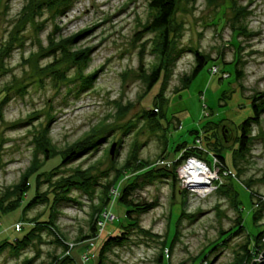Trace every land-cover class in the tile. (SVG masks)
Returning a JSON list of instances; mask_svg holds the SVG:
<instances>
[{"label": "rangeland", "instance_id": "1", "mask_svg": "<svg viewBox=\"0 0 264 264\" xmlns=\"http://www.w3.org/2000/svg\"><path fill=\"white\" fill-rule=\"evenodd\" d=\"M52 1L48 7L42 0H0V96L7 92L9 97L0 117V202L2 206L14 202L24 184L28 191L23 205L34 194L40 198L1 216L0 264H20L26 258L31 264H82L84 252L89 254L84 264H97L104 240L119 232L120 223L126 224L125 210L113 199L109 207L116 219L106 223L93 241H79L89 232L97 206H103L102 184L118 174L130 153L171 167L182 144L206 150L204 132L211 147L225 155L233 184L212 160L205 161L210 171L205 188L188 184L193 176L184 174L185 160L175 168L173 187L170 176L152 180L141 176L134 197L157 205L139 214L138 227L146 230L144 234L132 229L127 244L105 253L104 264H231L244 244L252 249L255 234L264 232V111L261 123L252 126L250 149L242 154L237 151V136L239 122L251 113L250 97L264 93V0L180 1L172 29L177 47L185 51L168 71L167 97L158 113L153 97L160 83L146 91L156 60L152 53L156 33L142 31L152 16L150 0H76L61 15L55 13L59 0ZM240 26L246 29L238 30ZM76 34L73 48L89 49L83 73H93L90 87L82 90L79 67L74 63L61 67L58 62L67 51L57 42ZM189 48L213 58L219 72H210L208 61L181 88L193 65ZM237 56L242 75L236 79L232 62ZM63 68L65 79L58 74ZM222 68L230 75L223 72L220 78ZM148 112L155 113L151 119ZM222 125L227 126L225 133ZM45 133L53 144L46 152L35 142ZM86 134L96 145L61 165L65 151L76 148ZM34 168L41 174L30 178V186L22 184L23 176ZM69 177L80 182L83 178L87 188L71 185L63 192L62 179ZM223 183L226 186L217 190ZM229 183L238 193L241 212L225 191ZM54 194L58 201L52 204ZM260 208V218L252 219ZM50 219L59 235L44 227L35 230L32 241L19 251L6 243L21 236L27 222L40 228L37 222ZM23 222V228L16 227ZM238 224L244 226L241 232L231 235ZM66 251L73 260L64 259ZM263 251L247 259L248 264L259 260Z\"/></svg>", "mask_w": 264, "mask_h": 264}, {"label": "trees", "instance_id": "2", "mask_svg": "<svg viewBox=\"0 0 264 264\" xmlns=\"http://www.w3.org/2000/svg\"><path fill=\"white\" fill-rule=\"evenodd\" d=\"M75 1L76 0H59L56 6L55 13L58 15H61ZM180 1L181 0H150L148 3V6H149V9L152 11V16H151V19L146 24H144L142 28V31H150V32L156 33V38L152 40V53L154 54L156 60L152 63L151 71L147 75L146 91L150 92L157 83H160L158 91L153 97L154 98L153 102L158 101L159 103L158 104L159 106L157 105V108L159 107V110H157V113L158 111H160V108L162 110V105L166 101L167 96L164 95V86L166 85L167 79L169 78L168 71L172 69V66L177 61L179 57V53L185 51V49L177 47L178 42L176 41V38H175L176 29L175 30L172 29L174 14H175L176 8L178 4L180 3ZM195 1L196 0H189L190 3H193ZM42 2L46 3L48 7H52L53 5L52 0H42ZM26 8H28V5H24L23 9H26ZM245 27L246 26H240L238 30L246 29ZM76 37H77V34L74 36L65 38V39L62 38L60 42H57V44L60 43L61 45L63 43V47H66V51H67L66 53H62V55L64 56V59L60 58V60L58 59L57 60L60 63L61 67H64L66 65H71L69 63H72V64L74 63L75 65L79 67L80 72L82 74L80 78L81 80L80 90H82L85 87L88 88V86L91 84L93 73H89V72L86 74L83 73L84 69L86 68L87 62H88L87 54H88L89 49H87L86 51L80 48L74 49L73 48L74 44L72 45L71 43H74ZM70 47L72 50H70ZM9 49L10 47L8 45V46H5L3 51L5 53H8L7 50ZM188 51H190L193 54V65L191 69L189 70L188 74L184 76L183 85L181 86V88L187 86L198 75V73L205 67L208 61H212V64L209 68L210 72H211V67L213 66H217V68L219 69V66L216 65L215 62H213L215 60L209 57L208 55L202 53L199 49L189 48ZM238 56L236 60L232 62L233 69H234V75L236 79L240 78L239 76L242 75L241 69L238 68ZM139 57L141 59V54L139 55ZM223 64L226 65L227 63H223ZM65 69L66 68H63L62 71L58 73L64 79L66 78V74L64 73ZM223 72L227 73L228 76L230 75L228 71L222 68L220 69V73H221L220 78H223ZM8 99L9 97L7 95V92L3 93V95L0 96V117L3 116L2 115L3 106L8 101ZM250 109H251V113L245 118H243L238 124L237 151L239 152V154H242L250 149V144L252 141V137H251L252 126L259 125L261 123V115H262V112L264 111V93L258 92V93L253 94L252 97H250ZM148 113H149L148 114L149 116H147L148 119H151L152 118L151 115L155 114L153 112H148ZM226 128H227L226 125H222L223 133ZM204 134H205L204 137L206 139L205 145L207 146L205 148L206 150H203L201 147L189 149L186 147L185 145L186 143H185L184 145L182 144L181 146V148H183V151H182V149L179 146H177V149L179 148L181 149V150L179 149L180 156H178L176 161H174L170 165L171 167L161 165L160 163H157V164H155L154 162L148 163L146 160L135 158V155H132L130 153V155L126 158L123 166L118 168L119 169L118 174L112 179L107 180L105 184H102V187L104 189V199H102L101 197V201H100V203L103 205L102 208L104 209L105 207H107L112 201V196L110 195L111 187H117L118 195L115 196L114 203H117L118 205L123 207V209L125 210V215L123 216V218L126 220V224L120 223L121 229L119 230V232L113 235H109L104 240V242L102 243L99 249L97 264H104L105 253L109 249L127 244L130 240L131 232L134 229L138 228L139 233L141 234L146 231L143 228L138 227L139 226V214L146 213L149 210L153 209L154 207H156L157 202L156 201L148 202L144 200H139L134 197V192L139 186H141V182L139 181L141 176L143 175L148 176L147 178L151 180L153 177L157 175H160V176L162 175L163 177L170 176L171 181H172V187H173L176 181L175 168L177 167L179 163L184 161L189 155H195L198 158L209 163V161L211 162L212 160L211 155H213L217 159L222 169H225L226 171L229 172L226 178L229 180L234 178L232 176V171L229 168L225 155L217 151L216 148H214V146L211 147L213 142L208 141L209 136H207L206 132H204ZM197 137L194 138L195 142H196ZM101 138L102 139H100V141L104 139L103 137ZM35 142L37 143V145L40 146L41 150H43L44 152H46L47 151L46 149H49V147H52L53 145L50 142L49 137L46 135V133H45V136H42V138L35 137ZM79 142H80L79 145H77L78 148L76 147L72 149L71 151H65V157L60 162L61 165H65L71 160L79 157L87 149H90L91 147L95 146L96 145L95 143L97 141L93 142L90 136L86 134L82 138H80ZM164 153L160 156L161 159L165 157ZM206 153L208 154L207 157H206ZM131 161L134 163V165L131 164ZM139 166H141L142 168L145 167L142 172H138L137 170H134V167H139ZM41 172L42 171H39V168L32 169V171H30L28 174H25L23 176L22 184L25 183L26 181V184L30 186L31 185L30 178L34 176V178L37 179V177L41 174ZM50 173H51L50 175H52L54 173L53 170ZM75 175H78V174H75ZM71 178L72 177L62 179V183H63L62 186H64V190H62L63 192L64 191L66 192L70 188L71 185L72 187L80 188V189H82L83 187L85 189L87 188L86 186H83V183H84L83 178L81 179L82 183L80 181L72 180ZM87 182H85L84 185H86ZM230 183L233 184L232 180L230 181ZM230 183L225 188L226 189L225 191H227V193L231 195L230 197H232V199L234 200V203L235 201H237V203H235L234 205L236 209L239 210L241 208L239 207L240 201L238 199L237 200L235 199L237 198L238 193L235 190V187H231ZM222 186H226V184L223 183L221 185H218L217 190L219 189L221 190ZM25 187L26 185L24 184V189L23 188L18 189L17 197L15 198L14 202L9 201L8 203H6L7 205H4V206H2L0 202V218L4 213L8 212L9 210L15 208L18 205H21L22 209H24L27 206L30 207L34 205L35 203H37V201L40 198L39 196L34 194L32 195L31 199L28 200L25 203V205H23V202L25 201V198L27 196V191H28V189L25 190ZM251 193L252 191H250V197H251ZM46 198L49 199V195H46ZM52 201H53L52 204L58 201L57 194L53 195ZM97 208H98V212L96 216L90 222L89 232L81 236L79 241L80 240L83 242L93 241L95 236L97 235L96 220H97V217H99L100 212L102 211V208L100 209V205L97 206ZM239 211L241 212V210ZM261 211H262L261 208L256 211H253L252 219L258 220L261 216ZM45 223L47 224L45 225ZM21 224L22 226H20L19 229L23 228L25 225L27 226V229L25 230V232H23L21 236L16 237L14 241L6 242L7 244H10L12 247H15L17 251H19L20 248L22 249L23 247L27 246L32 241L31 235L34 234L35 230L40 231L44 229V227H46L49 231H53L55 236H57L58 234L56 230V226L52 219L46 222L45 221L37 222V224L41 225L40 228L36 226V223H33L31 221L27 222V224L25 225H24V222ZM238 227H239L238 230L233 232L231 235L239 234L241 232V227H244V226L243 224L242 226L241 224H238ZM262 232L263 230H259L255 234L254 245L252 249L244 244V247H242V250H241L242 252L239 255H237V257L235 258V260L231 262V264H248L247 259L251 260L253 255L256 256L260 253V251L263 250L264 246L260 243ZM223 241L224 242L222 243L224 245L226 243L225 242L226 238H224ZM216 249L217 247H215L214 250L211 251V253H213ZM16 250H15L16 252L15 254L18 255V252ZM68 253L67 251L65 252L64 259L73 260L70 254ZM31 261H32L31 258H26L20 264H31Z\"/></svg>", "mask_w": 264, "mask_h": 264}, {"label": "built area", "instance_id": "3", "mask_svg": "<svg viewBox=\"0 0 264 264\" xmlns=\"http://www.w3.org/2000/svg\"><path fill=\"white\" fill-rule=\"evenodd\" d=\"M211 71L213 73H216L218 71L217 66L211 67ZM199 142H200V140L199 139H196V142L195 143L198 144ZM216 161H217L216 158H214V160L212 159L211 164H215L216 165ZM183 170H184L183 171L184 174L186 172L185 175L189 174V176H194L193 172H195L197 170H201L202 172H205L204 173V176H205L204 179L205 178H208V176H210V171H209V167H208L207 163L204 160L198 158L195 155H189L185 159V164H184ZM224 174H229V172L225 170V173ZM205 180L208 183V180L207 179H205ZM110 195L112 196V200L115 198V196L118 195L117 187H111V189H110ZM262 200L264 201V196H262ZM109 206H110V204L107 207H105L100 212V215H99V217L96 220V228H97L98 235L103 232L106 223L113 222L116 219V216L112 213V211H111V209H110ZM16 227L17 228H20V224H16ZM260 240H261L260 242L262 244H264V232H263ZM88 257H89L88 252H84V253L81 254L82 264L86 263Z\"/></svg>", "mask_w": 264, "mask_h": 264}, {"label": "bare ground", "instance_id": "4", "mask_svg": "<svg viewBox=\"0 0 264 264\" xmlns=\"http://www.w3.org/2000/svg\"><path fill=\"white\" fill-rule=\"evenodd\" d=\"M204 173L205 172H202L201 170H197V171L193 172V174H194L193 177H189L188 176L189 174H187V177H189L187 179L188 180V184L190 183V184H192V186H194V185L197 186V184H201V185L205 184V186L202 185L205 188L207 181L204 179V177H205ZM185 174H186V172H185ZM204 188H203V191H206V189H204Z\"/></svg>", "mask_w": 264, "mask_h": 264}, {"label": "water", "instance_id": "5", "mask_svg": "<svg viewBox=\"0 0 264 264\" xmlns=\"http://www.w3.org/2000/svg\"><path fill=\"white\" fill-rule=\"evenodd\" d=\"M227 130V128L225 129V131ZM224 131V133H225ZM115 144L113 143L110 149V153H113V149H114ZM251 264H264V251L261 253V256L259 258V260H252Z\"/></svg>", "mask_w": 264, "mask_h": 264}]
</instances>
